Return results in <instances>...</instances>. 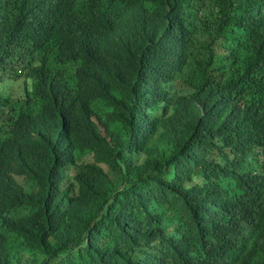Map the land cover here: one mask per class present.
Listing matches in <instances>:
<instances>
[{
    "label": "clouds",
    "instance_id": "1",
    "mask_svg": "<svg viewBox=\"0 0 264 264\" xmlns=\"http://www.w3.org/2000/svg\"><path fill=\"white\" fill-rule=\"evenodd\" d=\"M64 1L0 0V206L10 181L24 187L37 175L30 139L42 136L40 130L62 110L59 91L69 78L63 68L73 66L80 86L76 121L109 140L114 130L100 114L145 66L141 15L155 7L154 0H81L78 19L64 26L68 47L40 58L30 44L41 47L51 39ZM213 11L210 0H188L184 18L167 32L169 57L156 58L159 72L152 81L169 86L180 129L208 114L201 96L211 88L202 86V69L212 79L224 76L212 90L211 114L225 120L224 141L195 136L184 156L156 179L151 215L128 226L140 264H264V107L250 99L258 74L235 73L231 63L212 61L227 48L234 52L210 29ZM263 25L258 20L254 32ZM255 40L249 37L250 44ZM148 43L157 53L158 41ZM228 56L234 63V53ZM59 152L71 157L64 146ZM84 161L94 163V155ZM97 165L110 173L108 165ZM175 210L190 218L176 220Z\"/></svg>",
    "mask_w": 264,
    "mask_h": 264
},
{
    "label": "trees",
    "instance_id": "2",
    "mask_svg": "<svg viewBox=\"0 0 264 264\" xmlns=\"http://www.w3.org/2000/svg\"><path fill=\"white\" fill-rule=\"evenodd\" d=\"M210 1L214 11L208 18L209 27L234 49L227 48L229 53L223 51L212 61L231 63L235 73L255 70L258 81L250 99L264 107V25L258 34L254 32L258 20L264 19V0ZM80 2L61 3L51 39L41 47L37 41L30 44L40 58L58 56L68 47L64 26L78 19ZM186 3L188 0H154L155 7L141 15L147 36L145 66L100 114L114 130L109 140L76 121L80 86L73 66L62 69L69 77L59 91L63 93L58 102L62 110L40 130L42 136L30 139L37 175L24 187L10 181L9 196L0 206V264L141 263L132 252L128 226L151 215L150 193L156 179L184 156L195 136L224 141L225 120L211 115L216 114L212 90L224 76L212 79L207 68L202 69V86L210 83L211 88L201 96L208 102V114L180 129L169 86L152 81L159 72L156 58L169 57L167 32L174 20L184 18ZM250 36L256 39L252 44ZM149 39L158 41L157 53L151 51ZM230 53H234V63ZM66 57L72 60L69 53ZM135 105L138 108L133 112ZM194 113L200 114L198 109ZM61 146L71 150V157L59 152ZM90 154L94 163L84 161ZM98 163L108 165L110 173ZM16 204L22 207L16 208ZM174 215L176 220L190 218L179 210Z\"/></svg>",
    "mask_w": 264,
    "mask_h": 264
},
{
    "label": "rangeland",
    "instance_id": "3",
    "mask_svg": "<svg viewBox=\"0 0 264 264\" xmlns=\"http://www.w3.org/2000/svg\"><path fill=\"white\" fill-rule=\"evenodd\" d=\"M7 83H9V81ZM0 89H1V87H0Z\"/></svg>",
    "mask_w": 264,
    "mask_h": 264
}]
</instances>
